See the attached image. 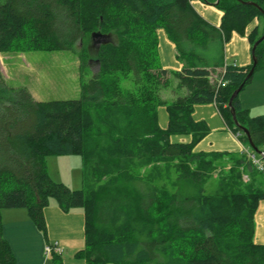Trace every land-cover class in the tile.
I'll return each instance as SVG.
<instances>
[{
  "label": "trees",
  "instance_id": "trees-1",
  "mask_svg": "<svg viewBox=\"0 0 264 264\" xmlns=\"http://www.w3.org/2000/svg\"><path fill=\"white\" fill-rule=\"evenodd\" d=\"M246 2L264 11V0H219L223 16L216 27L191 0H0V54L70 51L81 74L77 98L45 101L7 85L0 72V264H17L3 236L2 211L27 210L46 238L43 210L51 201L65 212L83 211L85 246L77 256L86 264H264V245L254 242L264 190L253 188L256 181L241 183L236 169L264 173L243 155L194 152L208 133L192 117L201 104H214L229 130L247 142L233 107L254 146L264 143V116H251L239 95L229 105L264 69V39L255 48L251 77L253 63H224L233 32L244 36L258 19L248 35L252 47L264 33V15ZM158 29L184 61L180 71L162 67ZM94 33L109 39L98 43ZM172 80L176 97L169 102L162 92ZM160 106L169 115L167 129L158 123ZM173 135L192 141L173 143ZM52 155L81 157L82 189L51 179L45 158ZM225 158L234 161L233 170L207 194ZM145 161L172 167L171 190L139 174L137 165Z\"/></svg>",
  "mask_w": 264,
  "mask_h": 264
},
{
  "label": "crops",
  "instance_id": "crops-1",
  "mask_svg": "<svg viewBox=\"0 0 264 264\" xmlns=\"http://www.w3.org/2000/svg\"><path fill=\"white\" fill-rule=\"evenodd\" d=\"M214 3L215 0H191V5L198 14L211 25L219 27L223 13ZM258 26L259 21L255 19L247 26L244 36L237 32L231 34L224 47L225 64L248 67L253 63L252 46L248 35ZM157 38L162 67L167 70L180 71L185 63L178 57L175 45L164 29L157 30ZM8 54L15 55L14 53L0 54V72L5 82L7 78L4 73V64L7 62V57H11ZM173 86L176 84L174 83ZM172 91V89L165 90L163 99L174 100L176 94ZM179 91L184 92L181 89ZM238 98L241 107L248 110L251 116H264V69L255 72L252 81L239 93ZM192 117L196 122H202L208 128L207 135L195 145L194 152L246 156L245 151H254L248 141H240L229 130L214 104L195 105ZM158 123L162 129H167L169 115L165 106L158 108ZM170 140L173 143H190L192 136L173 135ZM247 171L249 173L251 170ZM43 214L47 228L46 238L31 221L27 210L4 209L2 211L3 236L17 264H57L58 261L60 264H86L84 259L77 256L85 246L83 211L75 209L65 212L54 201H51L50 205L43 210ZM254 242L264 245V200L259 201L255 213ZM55 245L62 250L60 254H57L59 258L45 252L47 246Z\"/></svg>",
  "mask_w": 264,
  "mask_h": 264
},
{
  "label": "rangeland",
  "instance_id": "rangeland-1",
  "mask_svg": "<svg viewBox=\"0 0 264 264\" xmlns=\"http://www.w3.org/2000/svg\"><path fill=\"white\" fill-rule=\"evenodd\" d=\"M262 26V21H260ZM78 47H76V50ZM93 53V52H92ZM6 54V53H5ZM8 54L7 62L4 64L6 83L13 87H26L32 96L37 100H64L77 98L80 94L81 74L79 70V59L75 53L70 51L40 50L25 53ZM9 59V62H8ZM98 66L92 63V71L95 73ZM87 80L90 75H82ZM176 83L172 80V84ZM169 84L167 89L174 87ZM125 87H130V83L125 81ZM173 92V91H172ZM164 97V96H163ZM171 102V99H166ZM46 169L55 182H61L70 189H82L84 166L82 159L78 155H52L45 158ZM147 161L140 162L138 167L139 174L142 176H154L156 183L170 189L169 180L173 179L175 172L172 167L164 164L157 165ZM234 161L228 158L216 171L205 187L207 194L217 192L222 184L226 182L227 174L233 170ZM156 167V168H155ZM241 173L240 182L243 184H253V188L264 190V174L249 172L240 167L236 169ZM259 174V175H258Z\"/></svg>",
  "mask_w": 264,
  "mask_h": 264
},
{
  "label": "water",
  "instance_id": "water-1",
  "mask_svg": "<svg viewBox=\"0 0 264 264\" xmlns=\"http://www.w3.org/2000/svg\"><path fill=\"white\" fill-rule=\"evenodd\" d=\"M218 2H219V0H216L215 3H214V5H217ZM246 3L258 7L257 4H255V3H253V2H246ZM258 8H259V7H258ZM259 10H260L261 13L264 15V11H263L261 8H259ZM93 37H97V38H99V39L97 40L98 43H106V42L108 41V39H109V36L102 35V34H100V33H94V34H93ZM263 39H264V33H263L262 37H261L259 40H257V42H256V43L254 44V46L252 47V61H253V68L250 70V72H249V74H248V76H247L248 78L251 77V75L253 74L254 69H255V66H256V64H257V59H256V57H255V55H254L255 48L257 47V45H258ZM240 91H241V88L237 89V90L233 93V95L231 96V100H230V103H229L230 107H232V101H233L234 98H236V97L239 95ZM231 112H232V118H233V121H234L235 125H236L237 127H239V128L241 129V131L244 132V134L247 136V139H248V142H249L250 147H251L256 153H259V152H260L259 149L256 148V147L254 146L253 142L251 141V139H250V137H249V135H248L247 130L244 129V128H241V127L239 126V124H238V122H237V120H236L235 111H234L233 107H232V109H231Z\"/></svg>",
  "mask_w": 264,
  "mask_h": 264
},
{
  "label": "built area",
  "instance_id": "built-area-1",
  "mask_svg": "<svg viewBox=\"0 0 264 264\" xmlns=\"http://www.w3.org/2000/svg\"><path fill=\"white\" fill-rule=\"evenodd\" d=\"M226 84V81L221 83L222 86ZM259 153L256 152H249L245 151V155L248 158V160L251 162V164L260 172L264 173V164H263V158H264V143L262 144L261 149H259ZM46 254H60L62 250L55 246H47L45 248Z\"/></svg>",
  "mask_w": 264,
  "mask_h": 264
}]
</instances>
